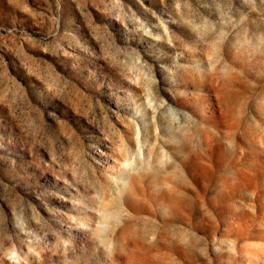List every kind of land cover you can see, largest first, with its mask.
<instances>
[{"label":"rangeland","instance_id":"1","mask_svg":"<svg viewBox=\"0 0 264 264\" xmlns=\"http://www.w3.org/2000/svg\"><path fill=\"white\" fill-rule=\"evenodd\" d=\"M0 264H264V0H0Z\"/></svg>","mask_w":264,"mask_h":264}]
</instances>
